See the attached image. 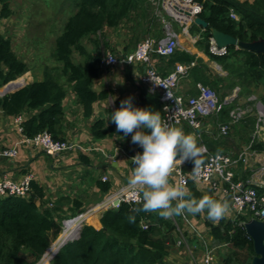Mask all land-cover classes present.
<instances>
[{"label": "trees", "instance_id": "16d2710c", "mask_svg": "<svg viewBox=\"0 0 264 264\" xmlns=\"http://www.w3.org/2000/svg\"><path fill=\"white\" fill-rule=\"evenodd\" d=\"M194 1L202 6L199 15L208 22L209 28L215 27L242 42L264 39V0ZM75 7V13L66 21L62 33L55 39L53 55L60 66H46L42 80H35L0 97V109L9 116L36 110L34 115L23 121L27 136L47 130L55 138L64 139L58 135V127L64 115L62 104L66 96V88L59 80L61 76L66 83L72 84V91L83 105L84 115L87 117L92 114L93 104L107 97L106 91L97 92L93 89V84L101 73V54L99 51L94 55L87 52L83 45L85 38L98 46L101 42L100 36L104 35L106 28L115 29L126 22V34L134 38L133 45H136L142 37L150 33L152 19H157L156 16L149 17L148 12H151L152 6L148 0H79L75 2ZM231 10L235 11L238 19L231 17ZM11 14L8 2L1 0L0 20L10 17ZM195 28L202 31L197 47L217 63L226 75L214 73L203 60L180 47L168 57L160 56L170 68L177 63L190 65L195 62L190 67L188 76L181 81L191 83L188 94H198L199 83L222 96L235 86H239L247 95L260 89V101L264 105V53L229 46L227 55L215 56L210 52V29L201 30L192 26L190 31L194 33ZM159 36L161 35L156 38H160ZM133 45L125 47L124 50L133 49ZM76 53L87 59L75 62L73 55ZM28 71L29 65L16 55L11 39L0 33V87L16 81ZM167 73L169 71L162 74ZM5 89L12 87L4 88L0 92ZM138 101L140 107L159 110L163 117L158 95L143 90ZM228 104L214 118L216 123L228 120ZM244 121L242 126L251 132L255 118L248 117ZM113 132L114 125L108 127L103 120L96 121L91 129L92 135L97 139ZM254 148L264 150V142H258ZM215 152L221 151H213ZM188 165L194 166L192 161ZM251 173L247 171L246 176L237 174V178L247 179ZM98 184L104 192L111 188L108 181L99 180ZM187 189L192 198L200 199L204 196L193 180H190ZM258 189L264 192V188ZM44 199V189L34 181L28 197L0 196V264H33L61 234L62 221L65 218L58 214L55 206L37 205V201L45 203ZM142 203L122 202L117 208L105 210L101 217V229L88 224L82 225L78 237L66 242L53 257L51 264H168L171 250L178 239L177 226L180 224L185 229L183 234H189V231L184 227L180 214H175V223L172 218L141 210L135 213V222L130 223L128 214ZM175 203L172 202L173 205ZM75 212L82 213L83 208L77 206ZM196 216L199 218L200 213H196ZM250 219L249 213L238 215L234 219L223 217L217 223L205 219V226L213 240L231 246L232 251L217 259L218 262L250 264L254 255L253 244L243 226ZM197 240L200 242L198 238Z\"/></svg>", "mask_w": 264, "mask_h": 264}, {"label": "crops", "instance_id": "0c3cea01", "mask_svg": "<svg viewBox=\"0 0 264 264\" xmlns=\"http://www.w3.org/2000/svg\"><path fill=\"white\" fill-rule=\"evenodd\" d=\"M156 17V20H158L159 17ZM162 22L160 21L158 25L156 24L155 28L152 27L150 33L141 39L158 37V35H161L159 36L160 38L163 37L164 28ZM199 28L204 30L201 27ZM201 35L202 31H198V29L195 28L194 33L191 32L187 34V41L185 43H180V48L195 55L196 58L203 60V62L210 68L211 66L208 62H215L210 60V58L197 47ZM86 39L88 38L83 40V45L86 51L92 55L96 54L98 51L95 52L93 51L94 49L89 51L86 48L84 43ZM118 43H121V41H118ZM23 45L24 44L20 45L19 51H17L13 45V50L21 60L29 65V71L23 76L17 78L16 81L10 85L12 89H5L4 91H1L0 94L5 91H9L10 93L12 90L27 85L35 80H42L44 76L43 71L46 66L51 68L60 66L57 61L56 65H52L47 58L40 56L37 58V62H40L38 64L39 67H35L36 62H32L33 58H35V55H33L34 51L36 52V48L43 47L44 43H26L25 46ZM134 46L135 45L132 47ZM114 48L117 49H111L109 51H112L113 54L120 57L125 53L134 51L135 49L134 47L133 49L124 50L123 48L125 47H120L119 45ZM104 52V50H102V53L100 52V58L103 56ZM79 56L81 57V55ZM83 58V61L87 59L84 56ZM153 59L154 66L161 73L170 72V69L173 68L167 67L165 61L161 60V57L156 54ZM144 72L145 66L136 62L130 64H118L113 67H108L106 70H101L99 77L93 84V89L97 92L106 91L108 94L106 98L98 100L93 104L92 114L89 117L84 115L83 105L80 103L77 95L72 91V84L66 83L64 77H59L60 82L63 83L66 88V96L62 104L64 115L63 120L58 127V135L60 138L74 141L82 146L83 149H75L72 153L50 157L40 148H35L26 144H19L18 155L15 158L9 159L0 157V178L7 176L18 181L26 173H32L34 176L33 181L40 185L45 193V203L37 201L38 206H55L58 208V214L62 215L63 218L74 216L73 213L77 206H81L83 212L94 208L92 212L86 215L85 224L91 225L96 229H101L102 214L105 210L110 209V207L104 205L105 200L107 197L114 195L122 186L129 182V178L133 175L134 170L131 155L134 148L137 146V143L131 141V134H128V136L125 137L123 136V133H117L115 123L109 119L110 113L121 107V100L128 97L132 98V104L134 107H140L138 99L140 98L142 91L146 90L151 93L148 90L147 85L141 81ZM190 85L191 83H189V81L180 83L179 92L188 94V91L191 88ZM3 89L4 88H1L0 90ZM35 113L36 110L26 111L22 114V117L25 120L27 117L34 115ZM98 120L105 121L106 126L108 127L114 125L115 132L101 139L95 138L91 133V129L93 124ZM178 128H181L186 133L193 134L198 144H210L208 146L206 145V147L211 153H213V151H221L222 153L233 155L241 151L240 149L243 147V143L239 141L240 139H237V137H234L231 141H225L223 140V137H219L218 122L216 123L215 119L211 117L203 118V128L201 130L202 138H199L197 133L186 124H183ZM22 138L23 134L17 129L15 116H9L0 109V150L17 145ZM202 158L203 157H201V159ZM242 170H244L242 176H246L247 170L244 169L243 166L237 168V174L241 176L240 174ZM104 176H106L108 178L107 181L111 183V188L108 192H104L98 184L99 180L103 181ZM176 185V175L172 171L169 175V186ZM197 188L204 195H208L209 197L213 196L219 201L227 202L228 209L221 218L225 217L227 219H234L230 200L223 196L220 191L213 192L210 184L205 182H197ZM159 211L160 210L157 209L151 210L150 212L158 214ZM199 213V218L196 216V213L188 212V215L192 222L194 221L193 223L198 228L202 238L212 241L213 238L209 235V230L204 223L207 218V210L203 209ZM76 214L78 213L75 212V215ZM167 218L171 217L169 216ZM217 222L218 221L214 223ZM187 235L191 236V238L195 236L194 234ZM192 240L196 241L197 237ZM189 255L191 257V259L189 258L190 262L188 259L185 264H194L193 262L195 260L201 261L202 254L197 256V253L196 255L193 253L194 257H192L189 251L186 252V250L181 248L178 249L175 247L170 253V256L174 258V263L182 258V256L188 257Z\"/></svg>", "mask_w": 264, "mask_h": 264}, {"label": "built area", "instance_id": "2783aa9c", "mask_svg": "<svg viewBox=\"0 0 264 264\" xmlns=\"http://www.w3.org/2000/svg\"><path fill=\"white\" fill-rule=\"evenodd\" d=\"M148 1L154 8L157 16L163 21L164 36L161 38L147 37L137 44L134 51L125 53L121 57L110 51L104 52L99 60V67L101 70H106L108 67L118 64H130L133 62L143 64L145 72L141 77V81L147 85L151 93L159 95L163 110V120L175 127L186 124L197 133L199 138H202L203 118L218 117L225 106L229 102H233L235 95L222 100L215 91L200 83L197 84L198 94L181 93L179 92L180 83L188 76L189 69L195 62L190 65L177 63L166 75H163L153 64L155 54L168 57L180 47V34L174 30L171 21L178 22L182 27L183 33L189 34L190 28L193 26V17L201 13L202 6L194 0ZM231 17L234 19L239 18L234 10H231ZM210 52L215 56H225L228 54V47H217L211 37ZM237 91L238 88L234 90L235 93ZM168 92L171 96L168 95ZM256 114L257 117L250 140L236 155L222 152L211 153L206 147V150L201 154L203 158L201 159L202 165L199 175L192 173L194 166L189 167L188 165L191 160H185L182 163L178 161L173 165L172 171L176 175L177 185H182L186 189L190 180H193L196 183H209L213 192L220 191L223 196L230 200L235 217L249 213L251 218L264 220V192H260L258 189L264 188V150L259 151L254 148V145L258 142H264V105L261 101L256 105ZM246 116V109L239 104L230 109L228 120L218 122V136L223 138L228 137L233 127L241 123ZM23 121L22 115L15 116L17 129L23 134V138L17 145L1 149V158H15L18 155L19 144L40 148L50 157L72 153L75 149H83L82 146L74 141L55 138L47 130L38 132L33 136H27L24 133ZM142 150V147L137 144L131 158ZM251 163L258 166L257 169L255 171L250 169L252 173L247 179H238L237 168L243 166L244 169H247L252 165ZM33 180L34 176L32 173H26L18 181L4 176L0 178V196L28 197L31 193ZM107 180L108 178L104 176L103 181ZM145 187L147 186H131L128 182L114 195L107 197L104 205L110 208H117L122 202L142 203V191ZM93 209L91 208L86 212L63 219L61 234L42 257L33 264H51L54 253L60 247L61 242L65 239L68 242L78 237L80 228L86 221V215L92 212ZM180 216L189 234H194L200 241H203L204 250L201 261L195 260L193 263L216 264L217 259L213 253V248H210L205 243L198 228L190 219L188 212L184 210ZM170 217L177 223L174 214ZM144 227H147V225H144ZM184 230L179 225L177 226L178 233L183 234ZM182 242L180 240L178 244L180 245ZM189 253L194 257L193 249L190 248Z\"/></svg>", "mask_w": 264, "mask_h": 264}, {"label": "clouds", "instance_id": "9594fccd", "mask_svg": "<svg viewBox=\"0 0 264 264\" xmlns=\"http://www.w3.org/2000/svg\"><path fill=\"white\" fill-rule=\"evenodd\" d=\"M168 95L171 96L169 92ZM120 103L121 107L110 113L109 119L115 123L117 133H123L125 137L131 134V141L143 149L131 158L134 170L129 185L147 186L142 191V205L128 214V221L135 222V213L141 210L157 209L160 210L158 214L165 218L181 214L184 210L199 213L203 209L207 210V218L213 222L224 216L227 202L208 195L195 199L182 185L169 186V175L177 161L191 160L194 164L192 173L200 174L201 154L206 146L198 144L193 134L166 123L159 110L134 107L131 97ZM172 201H176L175 205Z\"/></svg>", "mask_w": 264, "mask_h": 264}, {"label": "rangeland", "instance_id": "374dc122", "mask_svg": "<svg viewBox=\"0 0 264 264\" xmlns=\"http://www.w3.org/2000/svg\"><path fill=\"white\" fill-rule=\"evenodd\" d=\"M8 2L9 6L11 7L12 14L10 17L6 19L0 20V33L5 35L6 37H9L16 48L17 51L20 49V45L26 43H44L43 47L36 48V52L34 51L35 58H33L32 62H36L35 67H39L37 62L38 57L47 58V60L50 62V64H57L55 57L53 55L54 45H55V39L58 37L64 28V24L66 21L73 15L76 11L75 2H78L79 0H5ZM243 1V0H241ZM152 6V5H151ZM0 8H1V0H0ZM150 11V10H149ZM153 11V12H152ZM149 13V17L156 15L154 12V8L151 7V12ZM154 14V15H153ZM153 18V17H152ZM153 20V28L156 27V24L158 25L161 19ZM174 30L180 34V43H185L187 41V34L183 33L182 27L178 22L171 21ZM191 33V32H190ZM103 36H100L101 42L100 45L94 46L93 43L90 42L89 39H86L84 41L86 48L89 51L97 52L100 50L102 53V50H104L106 53L107 51L111 49H117L114 48L117 45L120 47H129L131 44L133 45L134 38H130V35L126 34V22L119 26L118 28H106L103 32ZM144 38V37H142ZM142 40V39H141ZM140 40V41H141ZM118 41H121V43H118ZM139 42L136 43L135 47L137 46ZM95 47V48H94ZM134 48V47H133ZM124 49V48H123ZM112 52V51H110ZM74 61L79 62L83 61V56H79V54L73 55ZM208 64L211 66L210 69L214 71V73L218 75L225 76L226 72H224L221 67L217 63H211L210 61ZM190 83V82H189ZM3 87H0V89ZM238 88V91L235 93L234 90ZM262 94V90L256 89L255 93L246 94L244 90H241L239 86H235L233 89L227 91V93L222 96L220 93L218 95L222 100L226 97H230L235 95L233 98V102H229V110L235 107L236 105L242 106L247 111V116L244 120H247L249 117H254L256 119V105L258 102H260V97ZM250 98V100H249ZM229 113V112H228ZM242 121L241 123L237 124L236 127H234L229 134L228 137L223 138L225 141H231L234 137H237V139H240L243 143V147L240 149L242 150L247 143L250 140V136L253 132L247 131V129L242 126V124L245 121ZM252 164V163H251ZM250 169H253L255 171L257 169V166L252 164L250 167H248L246 170L249 172H252ZM244 170L241 172V176L243 175ZM233 216L235 217V214L233 212ZM194 222V221H193ZM180 226V224H179ZM178 239L176 242V245L173 248H181L183 250H186V252L189 251V249H193L195 255L197 253V256L201 255L203 253V241L198 242V240H194L193 242H190L191 239H196L195 236L191 238V236H188L187 234L177 233ZM183 241L182 244H178V241ZM204 241L206 244L209 245L210 248H213V253L215 255L216 259H219L220 257H223L225 254L229 253L231 250L230 245H223L219 244L218 242H215L214 240L210 241L206 238H204ZM172 248V249H173ZM177 252V251H176ZM187 255V253H186ZM191 259L190 255L187 257L182 256L179 260L174 263V258L168 259V264H185L188 259ZM190 259L188 260L190 262Z\"/></svg>", "mask_w": 264, "mask_h": 264}, {"label": "water", "instance_id": "95a60500", "mask_svg": "<svg viewBox=\"0 0 264 264\" xmlns=\"http://www.w3.org/2000/svg\"><path fill=\"white\" fill-rule=\"evenodd\" d=\"M193 26L201 27L204 30L209 28L208 22L199 14H196L193 17ZM209 29L211 32V37L219 48L235 46L237 48L246 49L248 51H253L256 53H264V39H260L254 42H242L239 41L237 38L226 34L215 27H210ZM13 82L14 81L9 82L3 88H8L11 84H13ZM20 88L12 90L11 92H14ZM7 93H9V91L3 92L2 94H0V97L4 96ZM243 226L253 244L254 255L251 259L250 264H264V220L251 218L250 220L244 222ZM66 240L67 239L61 242L60 247L67 242ZM59 248L54 253V256L58 252ZM216 264L222 263L217 261Z\"/></svg>", "mask_w": 264, "mask_h": 264}, {"label": "bare ground", "instance_id": "6f19581e", "mask_svg": "<svg viewBox=\"0 0 264 264\" xmlns=\"http://www.w3.org/2000/svg\"><path fill=\"white\" fill-rule=\"evenodd\" d=\"M101 205V204H100ZM101 207V206H100ZM98 208V207H97ZM101 208H103V207H101ZM90 216V215H89Z\"/></svg>", "mask_w": 264, "mask_h": 264}]
</instances>
